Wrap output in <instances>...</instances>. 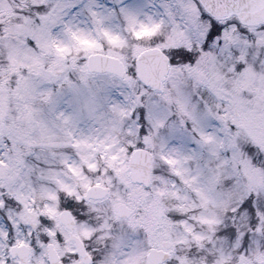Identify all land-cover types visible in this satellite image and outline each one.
<instances>
[{
	"label": "snow or ice",
	"instance_id": "obj_1",
	"mask_svg": "<svg viewBox=\"0 0 264 264\" xmlns=\"http://www.w3.org/2000/svg\"><path fill=\"white\" fill-rule=\"evenodd\" d=\"M0 264H264V0H0Z\"/></svg>",
	"mask_w": 264,
	"mask_h": 264
}]
</instances>
